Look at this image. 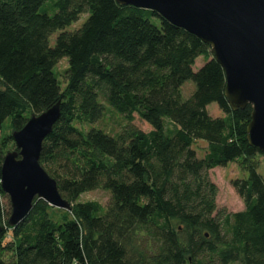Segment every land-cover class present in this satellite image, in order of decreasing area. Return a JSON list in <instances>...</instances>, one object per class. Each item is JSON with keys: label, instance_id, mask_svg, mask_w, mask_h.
I'll list each match as a JSON object with an SVG mask.
<instances>
[{"label": "trees", "instance_id": "16d2710c", "mask_svg": "<svg viewBox=\"0 0 264 264\" xmlns=\"http://www.w3.org/2000/svg\"><path fill=\"white\" fill-rule=\"evenodd\" d=\"M188 81L195 90L182 100ZM224 87L210 48L155 12L115 0H0V129L11 118L19 131L59 102L39 164L71 207L35 199L11 228L0 187V264H264V166L260 174L255 163L264 154L246 139L251 106L232 111ZM101 101L127 122L115 137L82 130L101 119ZM212 103L225 118L209 116ZM134 115L151 131L134 127ZM11 134L0 138V171ZM196 140L207 145L202 158ZM229 163L248 174L231 181L244 206L236 213L216 209L209 178ZM96 189L109 192L105 208L77 202Z\"/></svg>", "mask_w": 264, "mask_h": 264}, {"label": "water", "instance_id": "95a60500", "mask_svg": "<svg viewBox=\"0 0 264 264\" xmlns=\"http://www.w3.org/2000/svg\"><path fill=\"white\" fill-rule=\"evenodd\" d=\"M115 1L120 6L155 12L210 48L212 59L225 76L224 96L230 109L251 106L246 139L251 148L264 154V0ZM59 117L58 102L32 115L22 129L11 134L15 150L5 154L0 171L11 228L29 215L35 199L56 209H71L60 196L55 180L39 164L43 140Z\"/></svg>", "mask_w": 264, "mask_h": 264}, {"label": "rangeland", "instance_id": "374dc122", "mask_svg": "<svg viewBox=\"0 0 264 264\" xmlns=\"http://www.w3.org/2000/svg\"><path fill=\"white\" fill-rule=\"evenodd\" d=\"M49 14L52 15L53 12L51 11L49 12ZM86 19H87V15H82L77 22L72 23L71 25L66 27L63 31H56L54 34L50 36L48 40L49 45L51 47L54 45L56 37L61 32L73 33L77 31L86 21ZM152 22L155 24L157 23L155 20H152ZM209 57L211 58V56ZM203 63H205V59L203 57H199L198 59H196L193 69L197 70L199 66H201ZM67 67H68L67 59L63 58L54 68V72L60 83L61 89H63L65 86L64 73ZM194 90H195V85L191 81L184 83V85L181 87L182 100H187L191 96ZM101 103L104 106V112L101 119L92 124H83L82 130L89 131L90 129H94L97 131H101L110 137H115L126 126L127 122L121 114H119L109 105L105 104L102 101ZM207 112L209 116L212 118H225V115L222 112H220V110L218 109L215 103H212L207 107ZM167 122L168 121L165 120V123ZM132 125L143 132L151 131V127L147 123L138 119L136 115H134V120L132 122ZM76 126L81 128L80 125H76ZM167 127L171 128V125L168 124ZM11 133H12L11 118H7L3 122L2 127L0 129V138L9 136ZM192 149L195 150L198 158H202L206 153L207 145L204 141L196 140L195 143L192 145ZM10 151H14V150L9 149L8 152ZM255 163L258 168V173L263 174L264 157L257 156L255 159ZM247 175H248L247 172H245L238 163H229L226 167L215 168L209 171V178L211 182L214 183L218 189L217 196L215 199L217 210L223 209L227 213H236L244 209L241 199L236 195L235 191L231 186V181L235 179H246ZM8 202L9 201L7 198L6 203L8 204ZM77 202L78 203L95 202L99 204L102 208H105L109 202V192L104 191L102 189L89 191L80 195V197L77 199Z\"/></svg>", "mask_w": 264, "mask_h": 264}, {"label": "crops", "instance_id": "0c3cea01", "mask_svg": "<svg viewBox=\"0 0 264 264\" xmlns=\"http://www.w3.org/2000/svg\"><path fill=\"white\" fill-rule=\"evenodd\" d=\"M203 64H204V63H203ZM203 64H202V65H203ZM202 65H201V66H202ZM201 66H199V68H200Z\"/></svg>", "mask_w": 264, "mask_h": 264}]
</instances>
